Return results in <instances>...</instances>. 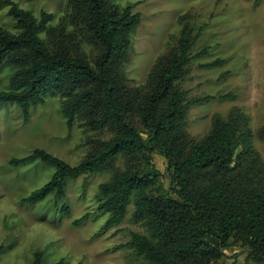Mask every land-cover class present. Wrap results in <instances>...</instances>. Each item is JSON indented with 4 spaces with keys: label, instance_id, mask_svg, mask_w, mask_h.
<instances>
[{
    "label": "trees",
    "instance_id": "1",
    "mask_svg": "<svg viewBox=\"0 0 264 264\" xmlns=\"http://www.w3.org/2000/svg\"><path fill=\"white\" fill-rule=\"evenodd\" d=\"M68 2L70 24L98 46L93 61L74 30L47 26L51 13L42 11L38 18L13 0H0V8L10 5L19 28L11 32L0 27V67H19L10 88L0 90V102H17L27 118L31 105L44 102V93L56 92L64 99L69 128L81 121L110 137L91 139L90 150L75 165L39 148L14 160L41 159L56 169L27 200L35 203L49 194L64 198L67 178L111 172L99 185L98 210L109 214L103 229L124 219L133 202L132 216L144 222L149 234L132 232L125 245L147 264H222L225 250L235 246L264 264V159L253 143L249 116L243 110H234L227 119L215 114L199 139L186 129L190 107L214 98L188 100L181 85L193 59L208 52L205 47L192 53L200 31L185 22L176 44L154 64L144 84L131 86L125 62L141 14L132 6L119 9L111 0ZM222 63L218 59L204 66ZM258 136L264 141V126ZM153 153L167 160L168 184L152 161ZM61 209L70 213L66 205ZM43 256L37 251L31 264H43Z\"/></svg>",
    "mask_w": 264,
    "mask_h": 264
},
{
    "label": "rangeland",
    "instance_id": "2",
    "mask_svg": "<svg viewBox=\"0 0 264 264\" xmlns=\"http://www.w3.org/2000/svg\"><path fill=\"white\" fill-rule=\"evenodd\" d=\"M38 18L42 11L52 14L47 26L64 25L78 34L82 50L90 61L98 46L84 31L70 24L68 0H13ZM119 9L132 6L141 14V22L130 34L131 47L125 62L128 84L141 85L154 64L176 44L182 26L190 23L200 36L193 54L197 56L189 73L181 80L188 90L187 99L207 95L214 98L192 105L186 129L199 139L211 126L212 117L227 119L234 110L249 116L253 143L264 159V141L258 130L264 126V0H111ZM10 5L0 8V27L18 32ZM46 33H42L45 37ZM223 59L221 65L204 66ZM18 66L0 67V90L10 88V79ZM230 96L223 97V95ZM64 99L56 92L44 93V102L31 105L29 116L17 102H0V264H31L37 251L43 252V264L64 260L65 264H147L146 259L125 245L132 232L149 234L142 221L133 218V202L118 224L103 229L109 214L98 210L99 185L111 172L83 174L67 178L66 196L54 194L32 203L27 197L50 181L55 167L35 159L14 163L43 149L72 165L79 163L91 148L93 138H108L106 130H91L81 121L72 128L62 112ZM152 161L166 178L167 160L153 153ZM123 168V161L118 163ZM66 205L70 213H63ZM88 214L79 222L74 220ZM222 264H257L241 246L225 250Z\"/></svg>",
    "mask_w": 264,
    "mask_h": 264
}]
</instances>
